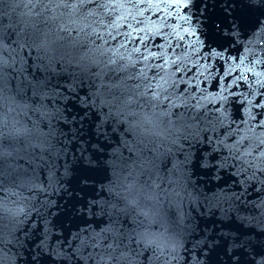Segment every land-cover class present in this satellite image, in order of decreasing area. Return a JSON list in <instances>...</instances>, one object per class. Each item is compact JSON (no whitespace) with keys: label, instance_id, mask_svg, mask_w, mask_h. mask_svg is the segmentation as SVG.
<instances>
[{"label":"snow or ice","instance_id":"6c2138e0","mask_svg":"<svg viewBox=\"0 0 264 264\" xmlns=\"http://www.w3.org/2000/svg\"><path fill=\"white\" fill-rule=\"evenodd\" d=\"M6 261L264 264V0H0Z\"/></svg>","mask_w":264,"mask_h":264},{"label":"water","instance_id":"95a60500","mask_svg":"<svg viewBox=\"0 0 264 264\" xmlns=\"http://www.w3.org/2000/svg\"><path fill=\"white\" fill-rule=\"evenodd\" d=\"M6 12H8L12 18L15 20L16 17H21L22 13H26L27 9L23 7V2H21L20 7L15 8L14 10H10V9H5ZM22 18V17H21ZM162 17H159L157 14L155 13H145V15L143 17H138V19L143 20L144 25H148L149 22H151L152 24H156L158 22L159 19H161ZM129 20L131 21V17L129 18ZM134 26L139 27L140 25L138 24H134ZM156 43H161L160 39L157 37L155 40ZM128 47H131V45H128ZM155 50V49H153ZM19 51V50H18ZM165 51H171V49H165ZM23 55L25 57L28 56V53L25 51L23 53ZM31 70V69H29ZM11 254L9 253V256ZM6 264H10V261H6Z\"/></svg>","mask_w":264,"mask_h":264}]
</instances>
